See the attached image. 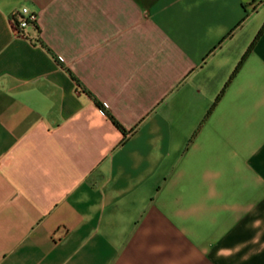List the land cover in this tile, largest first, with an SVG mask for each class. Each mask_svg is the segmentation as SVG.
Instances as JSON below:
<instances>
[{"label":"crops","instance_id":"obj_1","mask_svg":"<svg viewBox=\"0 0 264 264\" xmlns=\"http://www.w3.org/2000/svg\"><path fill=\"white\" fill-rule=\"evenodd\" d=\"M263 23L264 0H0V264H264Z\"/></svg>","mask_w":264,"mask_h":264},{"label":"built area","instance_id":"obj_2","mask_svg":"<svg viewBox=\"0 0 264 264\" xmlns=\"http://www.w3.org/2000/svg\"><path fill=\"white\" fill-rule=\"evenodd\" d=\"M13 18L15 21V26L19 32L29 26L37 25V13L30 9L27 5H22L13 12Z\"/></svg>","mask_w":264,"mask_h":264},{"label":"trees","instance_id":"obj_3","mask_svg":"<svg viewBox=\"0 0 264 264\" xmlns=\"http://www.w3.org/2000/svg\"><path fill=\"white\" fill-rule=\"evenodd\" d=\"M263 28H264V23H263L262 27L260 28L259 32L257 33L256 37L258 36V34L261 33V31H262ZM256 37H255V38H256ZM111 118H112V121H113L116 125H118L120 128H122V126L117 122V120H115V118H114L113 116H111Z\"/></svg>","mask_w":264,"mask_h":264}]
</instances>
